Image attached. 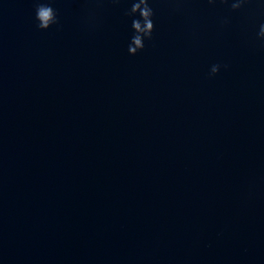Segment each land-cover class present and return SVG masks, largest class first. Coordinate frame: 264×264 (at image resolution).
<instances>
[{"label":"water","instance_id":"1","mask_svg":"<svg viewBox=\"0 0 264 264\" xmlns=\"http://www.w3.org/2000/svg\"><path fill=\"white\" fill-rule=\"evenodd\" d=\"M45 2L0 0V264H264V0H149L135 55L133 0Z\"/></svg>","mask_w":264,"mask_h":264},{"label":"clouds","instance_id":"2","mask_svg":"<svg viewBox=\"0 0 264 264\" xmlns=\"http://www.w3.org/2000/svg\"><path fill=\"white\" fill-rule=\"evenodd\" d=\"M114 3H118L119 0H113ZM216 0H208L209 4H214ZM227 3L228 0H222ZM250 0H231L230 7L232 10L241 9ZM126 15L134 17L132 19L131 27L133 29V35L128 44V52L131 55L137 54L145 47V40L152 39V33L154 31L153 16L155 15L154 9L151 7L149 0H133L131 8L127 11ZM35 18L37 21V28L46 30L54 24H58L57 11L51 6L50 3L45 0H36L35 3ZM226 23L225 19L222 21ZM258 38L264 41V23L259 26L257 33ZM227 68L228 65H223ZM220 64H213L210 69V75H215L220 71Z\"/></svg>","mask_w":264,"mask_h":264}]
</instances>
